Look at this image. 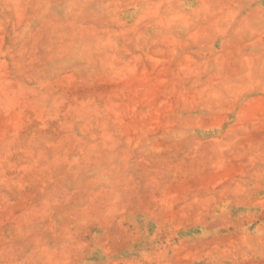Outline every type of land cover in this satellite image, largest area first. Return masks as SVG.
<instances>
[{"label": "rangeland", "instance_id": "1", "mask_svg": "<svg viewBox=\"0 0 264 264\" xmlns=\"http://www.w3.org/2000/svg\"><path fill=\"white\" fill-rule=\"evenodd\" d=\"M0 264H264V0H0Z\"/></svg>", "mask_w": 264, "mask_h": 264}]
</instances>
